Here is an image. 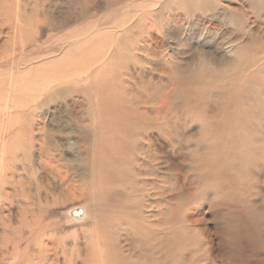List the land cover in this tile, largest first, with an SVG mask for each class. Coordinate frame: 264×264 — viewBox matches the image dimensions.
Masks as SVG:
<instances>
[{
	"label": "rangeland",
	"instance_id": "rangeland-1",
	"mask_svg": "<svg viewBox=\"0 0 264 264\" xmlns=\"http://www.w3.org/2000/svg\"><path fill=\"white\" fill-rule=\"evenodd\" d=\"M0 264H264V0H0Z\"/></svg>",
	"mask_w": 264,
	"mask_h": 264
},
{
	"label": "bare ground",
	"instance_id": "bare-ground-1",
	"mask_svg": "<svg viewBox=\"0 0 264 264\" xmlns=\"http://www.w3.org/2000/svg\"><path fill=\"white\" fill-rule=\"evenodd\" d=\"M179 3V2H178ZM159 11V10H158ZM141 22V21H140ZM110 32V31H109ZM138 34V33H137ZM122 37V36H121ZM133 58V57H132ZM105 67V66H104ZM257 68V67H256ZM259 71V70H258ZM258 74H259V72H258ZM256 77V76H255ZM221 78V77H220ZM13 84V83H12ZM42 85V84H41ZM212 85V84H211ZM231 85V84H230ZM11 87V86H10ZM212 87H213V85H212ZM242 88V87H241ZM211 89V88H210ZM202 94V93H201ZM188 96V95H187ZM14 101H15V99H14ZM6 103V102H5ZM2 118V117H1ZM9 118V117H8ZM170 119V118H169ZM188 121V120H187ZM7 123V122H6ZM170 123V122H169ZM11 138V137H10ZM14 138V137H13ZM48 159L49 160H51V158H50V156H48ZM5 163V162H4ZM178 168V167H177ZM201 213V212H200ZM200 213H198L197 211H192V212H190V213H188V215H186V218H187V220L189 221V222H195L196 223V221L198 222L200 219H198V218H200L199 216H200ZM188 216V217H187ZM202 219V218H201ZM225 229V231L226 232H231L236 238H237V240L240 238V235H241V232H245V231H243L244 229H242V228H240L239 227V225L237 224V220H233L232 219V221H231V223H229V226H227V227H225L224 228ZM224 229H222L221 231H222V233L224 232ZM228 229H229V231H228ZM258 230V229H257ZM256 230V231H257ZM253 233V232H252ZM254 234V233H253ZM259 235H260V233H259ZM243 236L244 237H246V238H250L249 237V235L247 234V236L245 235V234H243ZM260 239H262V238H260ZM239 241V240H238ZM232 246H235L236 248H241V244L239 243H234ZM246 247V246H245Z\"/></svg>",
	"mask_w": 264,
	"mask_h": 264
}]
</instances>
